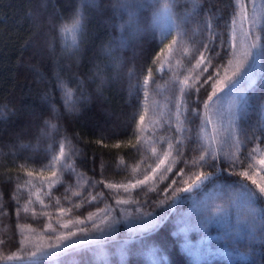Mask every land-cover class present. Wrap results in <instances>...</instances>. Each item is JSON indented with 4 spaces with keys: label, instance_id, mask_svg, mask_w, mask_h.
<instances>
[{
    "label": "snow or ice",
    "instance_id": "1",
    "mask_svg": "<svg viewBox=\"0 0 264 264\" xmlns=\"http://www.w3.org/2000/svg\"><path fill=\"white\" fill-rule=\"evenodd\" d=\"M178 3L180 0H111V7L118 18L115 26L120 35L114 44L105 45L103 52L110 61L105 67L115 71L111 76H106L104 68L97 64L91 69L93 75L89 77L93 83L98 81L97 92L104 85L125 78L123 69L128 65L124 53L131 51L129 61L134 62L140 37L146 31L141 27V13L150 5H158L156 17L164 15L167 23L164 27L158 23L153 25V39L158 37L161 45L153 64L165 53L172 57L174 52L186 48L191 54L188 56L190 67L183 72H173V95L171 100L166 97V101L173 105L174 110L169 109L167 113H157L155 101L150 100L152 90L149 82L155 83L151 67L145 75L142 71L137 72L132 63L126 73L129 95H135L138 103V112L133 113V118L139 116L138 131L143 133L147 130L142 126L150 111L153 116L167 115L165 122L168 129L175 128L174 135L166 141L167 149L159 155H156L155 147L158 141L148 145L156 156L155 167L149 164L142 178L136 177L134 182L116 184L104 179L85 180L73 162V158L79 155V149L69 137L61 134L60 125L46 120L37 140L51 138L53 143L47 148L48 162L42 165L39 172L43 179L38 186L32 184L31 180L23 185L17 184L11 199L16 205L19 247L15 252H8L13 234L7 233V229L0 230V260H16L21 264H49L52 261L65 264L63 258L72 257L70 264H128L129 255L143 254L148 246L146 237L156 233L169 218L174 220L176 228L173 235L184 236V250L193 257L195 264H200L204 255L211 251L205 245L209 244L208 230L213 226L222 228V239L233 246L229 255H235L245 262L258 255L253 246L264 245V206L259 205L264 197V185L258 184L252 176L257 171L264 173V0H227V3L224 0H187L191 7L183 14L174 12ZM81 4L98 6L97 0H81ZM225 9H230L227 16ZM41 17L38 6L32 13L38 31ZM193 24L196 28L190 29L189 26ZM85 28V17L79 10L70 25L61 27V34L65 37L62 54L77 63ZM190 30L193 33L198 30L201 39H187ZM69 35L70 41L67 39ZM46 43L49 51H52V42L49 40ZM29 47L39 49L38 39L31 41ZM173 59L179 66L181 60ZM168 62L171 64L172 61ZM67 71L72 73L71 65L67 66ZM70 78L76 85L75 93L60 78L59 72L57 87L62 91L67 111L78 113L81 105L90 103L91 97L83 80L75 74ZM156 87L162 92L167 91L160 85ZM201 89L204 90L203 95ZM140 92H143V100L140 99ZM53 114L58 120L55 106ZM253 115L255 121L252 120ZM156 123V120L149 121L152 127ZM141 139L142 136L137 135L138 144ZM54 144H58V148H54ZM115 146L119 147V144ZM136 146L132 145L133 148ZM185 148L192 155L184 158L187 171L179 168L174 174L180 177L179 180L173 178L151 202L130 196L132 190L148 186L158 172L161 179L171 172L175 159L170 160L163 172L160 169L173 153L177 158L184 157ZM257 164L261 165L259 169ZM65 171L77 176L75 185L65 184L61 179ZM223 173L239 176L242 180L251 179L256 187L253 189L242 180L221 183L226 179ZM26 174L33 176L31 171ZM57 184L63 186L61 197H56L53 192ZM98 185L111 190L110 194L106 195ZM25 188H28L29 195L21 203L19 195ZM149 191H154V187ZM45 198L48 203H45ZM109 198L115 203L108 202ZM62 200L66 203H62ZM218 200L220 203H217ZM37 204L40 205L39 209L35 206ZM85 204L93 206L95 210H87V215H71ZM184 204L190 205L188 211L183 210ZM50 206L62 230L53 226L54 213L49 211ZM21 213H31L33 219L47 217L48 222L42 227L48 234L40 237L48 241L46 245L31 242L32 237L26 233H34L35 229L29 224L20 223ZM7 216L8 208L0 193V218ZM190 232L201 234L199 245L188 240ZM241 242H247V252L239 250ZM157 251L151 248L147 254L156 257ZM78 255L79 260L75 259ZM166 261L167 257L160 256L155 264H166ZM262 262L264 255L260 256L257 264Z\"/></svg>",
    "mask_w": 264,
    "mask_h": 264
},
{
    "label": "trees",
    "instance_id": "2",
    "mask_svg": "<svg viewBox=\"0 0 264 264\" xmlns=\"http://www.w3.org/2000/svg\"><path fill=\"white\" fill-rule=\"evenodd\" d=\"M224 2L227 3V0ZM97 4V7L82 5L81 0H0V112H2L0 115V193L3 194L5 206L8 208V216L0 218V230L7 229V233L13 234V239L9 241L7 248L8 252H15L19 247V236L16 233V205L11 199L12 194L16 191L18 183L23 185L25 181L31 180L32 184L38 186L43 179L39 175L40 169L48 162L47 148L53 143V139L37 140L39 130L46 120L60 125L61 134L69 137L79 149V155L73 158V162L77 172L88 181L104 179L106 182L122 184L134 182L136 177L142 178L149 164L155 167L156 156L148 149V145L158 141L155 147L156 155H159L162 150L167 149V139L174 135L175 128L169 130L165 122L167 115L153 116L151 111L142 126L147 130L143 133L138 131L139 116L133 118V113L138 112V103L135 95H129L126 73L132 63L135 64L137 72L142 71L145 75L147 69L151 67L155 83L149 82V88L152 90L150 100L155 101L154 108L157 113H167L169 109H173V105L166 101V97L171 100L173 95V72H183L186 67H190L188 56L191 51L185 48L174 52L172 57L165 53L153 64L161 45L158 43V37L153 39L152 28L156 23L164 27L167 20L162 14L156 17L155 11L158 5H150L141 13V27L146 31L140 37L135 61H129V57L132 56L131 51L124 53V59L128 65L123 69L125 78L121 81H112L97 92L98 81L93 83L89 79L93 75L91 69L99 64L104 68L106 76L114 74L115 69L110 70L105 67L110 61L104 54L103 48L109 43L114 44L120 35L115 26L118 18L111 7V0H97ZM38 6L42 12L39 31L32 20V13ZM190 7L187 0H180L174 12L183 14ZM77 10L83 13L86 24L85 34L80 43L78 63L62 54L65 37L61 34V27L71 24ZM228 14L230 9H225V16ZM189 27L196 28L194 24ZM37 39L39 49L29 47V43ZM67 39L70 41L71 36L69 35ZM187 39L199 41L201 39L199 31L193 33L190 30ZM49 40L52 42V51H49L46 43ZM173 57L181 60L179 66L176 65ZM169 60L172 61L171 64ZM68 65H71L72 73L67 71ZM58 72L60 78L68 83L74 93L76 85L70 78L71 75L75 74L84 81L91 100L87 106L81 105L78 113H69L66 109L62 91L57 87ZM156 85L162 86L167 91L162 92ZM203 91L201 89V95ZM139 96L143 100V92H140ZM166 103L167 108L164 107ZM53 106L59 114L58 120L53 114ZM255 119L253 115L252 120L255 121ZM150 120L157 121L154 127L149 125ZM196 123L198 124L199 121ZM193 132H195L194 126ZM53 135L55 137V134ZM137 135L142 136L139 144ZM117 144L119 147L115 146ZM134 144L137 145L135 148L132 147ZM22 145L28 147H22ZM54 148H58V144H54ZM191 155L188 148H185L184 157L177 158L173 153L169 161H165L160 169V172H163L170 160L175 159L176 162L171 165L172 171L167 172L162 179L158 172L157 176L149 181L148 186H140L132 190L130 196L151 202L157 197V193L171 183L173 178L180 179L174 175L179 168H185L187 171L184 158H190ZM21 165L24 167L21 168ZM137 165H139L138 168ZM28 171L33 172L32 177L27 176ZM222 175L226 179L221 183L242 180L239 176H229L227 173ZM61 179L65 184L75 185L77 176L70 171H65ZM252 179L264 185L262 180L256 178V174L252 176ZM242 182L253 189L256 187L251 179L242 180ZM98 187L106 195L111 192L103 188V185ZM152 187L154 191H149ZM53 192L56 197H61L63 186L57 184ZM28 195V188L21 191L19 195L21 203L27 200ZM160 198L162 199L163 196ZM108 202L115 203L110 198ZM45 203H48L47 198ZM62 203L66 202L62 200ZM217 203L220 201L218 200ZM259 205L264 206V197L261 198ZM35 206L37 209L40 208L39 204ZM100 206L103 207V204ZM182 207L184 211H188L190 205L184 204ZM87 210L94 211L95 208L85 204L80 209L74 210L71 215L79 216L80 213L87 215ZM49 211H53L52 223L53 226H57L56 214L51 206ZM21 217V224H29L38 232H43L42 226L48 222L47 217L38 216L33 219L31 213H21ZM174 232H176L174 220L169 218L156 233L146 237L148 246L143 250V254L129 255L128 264H152L151 256L147 254L151 248L158 250L157 256L154 257L155 261L160 256H164L167 257L166 264H195L193 257L184 250V236L173 235ZM222 235L223 229L219 226L209 228V244L205 247H210L211 251L204 255L200 264H257L260 256L264 255V245L257 244L253 247L258 255L247 262L241 261L235 255H229L233 246L225 242ZM200 238L201 234L198 232L188 234V240L193 244L199 245ZM238 247L241 252L249 250L247 242H241ZM63 259L65 264H70L73 258L64 257ZM75 259L79 260L80 256L78 255ZM0 264H21V262L0 260Z\"/></svg>",
    "mask_w": 264,
    "mask_h": 264
},
{
    "label": "rangeland",
    "instance_id": "3",
    "mask_svg": "<svg viewBox=\"0 0 264 264\" xmlns=\"http://www.w3.org/2000/svg\"><path fill=\"white\" fill-rule=\"evenodd\" d=\"M238 35H239V32H238ZM237 43H239V41H237ZM187 52H189V51L187 50ZM186 56H188V55L186 54ZM260 167H261V165L257 164V169H259ZM261 177H264V173L257 171L256 172V178H258L259 180H262V182H264V179H262ZM125 207H130V206L125 205ZM54 227H57L58 230H62V229H59L58 224H57V226H54ZM121 227H123V226H121ZM26 234H28L29 236L32 237V241H31L32 243L40 244V245H46L48 243V241L46 239H40V237L48 234V233H45L44 231L43 232L35 231L34 233L28 232ZM150 260H151L152 264H155L154 257H150ZM49 264H55V262L52 261V262H49Z\"/></svg>",
    "mask_w": 264,
    "mask_h": 264
}]
</instances>
